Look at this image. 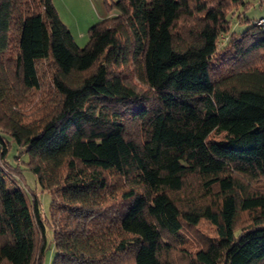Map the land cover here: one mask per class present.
Instances as JSON below:
<instances>
[{
    "label": "trees",
    "instance_id": "16d2710c",
    "mask_svg": "<svg viewBox=\"0 0 264 264\" xmlns=\"http://www.w3.org/2000/svg\"><path fill=\"white\" fill-rule=\"evenodd\" d=\"M243 3L107 1L79 47L52 0H0V264H44L46 228L51 264H264V27L230 31Z\"/></svg>",
    "mask_w": 264,
    "mask_h": 264
},
{
    "label": "rangeland",
    "instance_id": "374dc122",
    "mask_svg": "<svg viewBox=\"0 0 264 264\" xmlns=\"http://www.w3.org/2000/svg\"><path fill=\"white\" fill-rule=\"evenodd\" d=\"M243 4H239L238 7L234 9V14L231 17V28L230 31H235L236 33L241 32L244 30L247 26H249L254 19H257L259 17L264 16V0H243ZM238 16L241 18V20L238 19ZM75 29H72L74 32ZM227 39V36L223 35L220 38L219 45L223 43L224 40ZM76 44L79 47H83L88 42V35L86 32V36L82 39L76 38L74 39ZM219 48H221L219 46ZM43 66L40 69V73L43 72V70L46 68V63L42 64ZM137 86L139 85L138 81L134 80V82ZM10 140L11 138L8 137ZM18 155V150L16 144L11 141V145L8 151L7 155V161L10 164H14L16 162L15 156ZM26 153H23L20 155V159L26 160ZM25 184L27 187L36 193L38 196L39 202H40V208L44 215L49 216V210H50V195L47 190H43L40 188V186L36 182L35 175L27 169L21 170ZM8 182V181H7ZM187 236V242L186 245L189 247V249H193L195 247H198L202 244H204L207 240L206 237H212L214 236L213 227L206 221H202L198 227L193 228L192 230H188L186 233ZM45 238L48 243V249L44 258V264H51L55 248L53 243V233L50 228H46L45 231ZM185 246V244H184Z\"/></svg>",
    "mask_w": 264,
    "mask_h": 264
},
{
    "label": "crops",
    "instance_id": "0c3cea01",
    "mask_svg": "<svg viewBox=\"0 0 264 264\" xmlns=\"http://www.w3.org/2000/svg\"><path fill=\"white\" fill-rule=\"evenodd\" d=\"M107 1L112 0H52L59 18L74 39L84 38L92 24L114 14V10L107 8Z\"/></svg>",
    "mask_w": 264,
    "mask_h": 264
},
{
    "label": "built area",
    "instance_id": "2783aa9c",
    "mask_svg": "<svg viewBox=\"0 0 264 264\" xmlns=\"http://www.w3.org/2000/svg\"><path fill=\"white\" fill-rule=\"evenodd\" d=\"M256 24L264 27V17H260L256 20Z\"/></svg>",
    "mask_w": 264,
    "mask_h": 264
}]
</instances>
